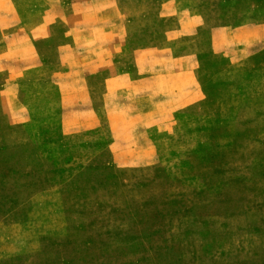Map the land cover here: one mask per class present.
<instances>
[{
  "label": "rangeland",
  "instance_id": "rangeland-1",
  "mask_svg": "<svg viewBox=\"0 0 264 264\" xmlns=\"http://www.w3.org/2000/svg\"><path fill=\"white\" fill-rule=\"evenodd\" d=\"M44 9L0 57V222L55 189L66 230L11 263L264 264V98L213 80L264 0Z\"/></svg>",
  "mask_w": 264,
  "mask_h": 264
},
{
  "label": "crops",
  "instance_id": "crops-1",
  "mask_svg": "<svg viewBox=\"0 0 264 264\" xmlns=\"http://www.w3.org/2000/svg\"><path fill=\"white\" fill-rule=\"evenodd\" d=\"M47 1L0 0V57L7 52L16 35L28 36L37 29L44 18ZM19 2L28 3L25 10L28 15L19 10ZM10 14L17 23L13 29L8 26ZM262 30L260 35L257 33L256 43L250 44L247 40L234 43L232 51L235 50L236 58L213 76L216 82H225L242 90L251 88V94L244 95L243 99L264 98V27ZM65 224L62 201L55 189L34 195L24 221L0 222V264H12L15 259L36 256L42 250L44 238L64 236Z\"/></svg>",
  "mask_w": 264,
  "mask_h": 264
}]
</instances>
